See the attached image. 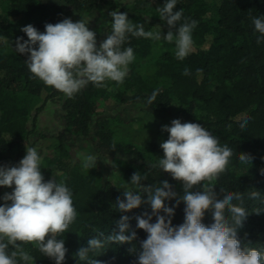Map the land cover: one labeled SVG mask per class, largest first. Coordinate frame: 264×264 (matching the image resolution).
<instances>
[{"label": "trees", "instance_id": "trees-1", "mask_svg": "<svg viewBox=\"0 0 264 264\" xmlns=\"http://www.w3.org/2000/svg\"><path fill=\"white\" fill-rule=\"evenodd\" d=\"M163 3L164 0H133L124 5L118 0H0V165L20 161L25 149L33 145L31 139L45 138L38 131L37 118L49 102L59 100L64 134L54 137L41 172L45 181L56 174L54 177L73 192L78 215L61 237L68 249L64 264H82L78 251L100 232L107 235L116 229L121 215L132 217L130 230L137 233L136 240L132 244H110L97 252L95 259L99 264H134L136 253L130 248L135 245L139 251L140 242L147 237L146 232L136 228L134 217L146 210L151 212L147 205L128 213L117 212L115 201L123 199V188L106 177L98 165L86 170L74 163V144L86 141L93 153L108 162L120 184L127 183L138 171L147 177L141 181L143 185L155 186L167 180L180 196L182 183L151 167L156 157L163 156L160 144L168 138L162 126H170L176 118L200 123L222 143L233 147L226 170L212 181L213 190L217 195L222 190L243 193L249 214L238 239L242 246L264 248V213L256 214L258 207H264V39L257 40L259 33L251 20L256 13L264 15V0H180L174 10L182 8L184 18L197 21L194 49L186 59H176L174 43L129 36L125 47H133L136 58L124 82L108 81L104 87L90 84L73 98L34 77L25 62L27 54L15 51L16 38L27 39L21 31L23 26L31 24L43 32L45 24L64 18H92L101 4L107 8L101 38L106 39L111 32L109 13L114 10L127 12L128 18L133 23H143L146 31L160 28L163 36L174 31L156 12ZM186 67L191 73L187 76L183 75ZM154 90L159 94L148 103ZM111 107L151 115L153 127L134 129L119 116L105 115V108ZM242 112L251 116L243 128L236 122ZM238 153L249 155L250 164L242 163ZM253 191L262 197L250 198ZM175 202L167 203L171 206ZM183 209L181 202L175 209L173 225L183 222ZM200 219L207 223L210 210L205 209ZM24 247L34 256V264H55L33 244L26 243Z\"/></svg>", "mask_w": 264, "mask_h": 264}, {"label": "clouds", "instance_id": "clouds-1", "mask_svg": "<svg viewBox=\"0 0 264 264\" xmlns=\"http://www.w3.org/2000/svg\"><path fill=\"white\" fill-rule=\"evenodd\" d=\"M180 0H164L156 8L158 17L169 29L162 36L159 31H146L143 23H133L127 12L112 11L111 32L99 46L96 33L82 19L70 18L52 24L47 23L41 32L33 25L23 26L26 35L16 38L15 51L27 54L25 61L34 77L53 87L67 98L87 88L90 84L104 87L106 82L123 83L135 61L134 49L125 47L129 36L162 40L175 45V57L183 61L194 49L193 31L196 20L184 18L183 9H176ZM258 30L257 40L264 39V15L251 17ZM159 27V26H158ZM200 71V70H198ZM186 67L183 75H190ZM159 90H154L148 103L156 100ZM251 119L248 112L236 117L243 128ZM168 133L160 144L163 157L151 165L171 175L182 183L183 194L173 190L167 181L157 185H143L147 179L138 171L127 183L121 184L123 199L117 198L115 210L128 213L144 205L150 207L134 217L136 228L147 233L140 242L134 264H264V248L242 246L238 232L249 212L244 206V195L238 191L222 190L217 195L212 181L226 170L234 154L233 147L222 143L217 135L200 123L181 122L173 119L170 126H162ZM239 160L250 164L251 157L238 153ZM100 158L95 153L83 152L78 156L82 168L97 166ZM42 157L37 147L25 149L23 158L13 166L0 165V187L11 188L0 196V264H34L35 258L24 247L31 243L55 264H64L68 249L62 237L77 218L73 192L64 181L54 176L45 181L41 172ZM135 190V191H134ZM146 194V198H145ZM250 198H261L253 191ZM175 200L171 206L167 202ZM184 204L183 222L173 225L172 219L179 204ZM205 209L210 210L207 223L200 218ZM163 213L161 215L160 213ZM264 213L258 207L256 214ZM155 217V222L153 221ZM128 215H121L116 229L111 233L100 232L87 241L76 254L82 264H99L96 253L110 244H132L137 233L130 230ZM130 233V234H126ZM58 237H60L58 239Z\"/></svg>", "mask_w": 264, "mask_h": 264}, {"label": "rangeland", "instance_id": "rangeland-1", "mask_svg": "<svg viewBox=\"0 0 264 264\" xmlns=\"http://www.w3.org/2000/svg\"><path fill=\"white\" fill-rule=\"evenodd\" d=\"M120 4H130L133 0H118ZM83 21L87 22V26L90 30L94 31L96 33V40H97V46L104 40L101 38V36L104 34L105 27H106V21H107V8L101 4L98 7L97 13L92 18H81ZM78 17H72L73 22H77L81 20ZM105 115L107 116H119L123 121L127 123H131L134 129L137 127L145 128L146 130H150L151 127H153V121L152 116L148 115L146 113H142L138 111L137 109H132L130 111L122 109V107H111V108H105ZM62 110H61V103L59 100H55L53 102H49L44 109V111L38 116V124L37 128L38 131L42 134H44L45 138L42 140L36 141L37 138L31 139L33 142L34 147H37L41 157L42 162L44 157L46 156L47 149L51 146H53L55 139V136H60L64 134V122L62 119ZM140 119L142 121H140ZM73 151L71 152L73 156L74 163H79L78 156L80 153L83 152H91V148L89 144L86 141L78 142L74 144ZM163 156H158V158H162ZM18 161H12L10 166H13L17 164ZM97 165L99 166L100 170L104 173L106 177L111 179L115 185H121L119 183L118 178L116 175L112 172L110 165L105 159H102L101 157L97 160ZM82 168V167H81ZM84 169V168H82ZM56 175V174H54ZM53 175V176H54ZM56 178V176H55ZM11 188H5L0 187V196H2L5 192H11ZM0 203H3V201H0Z\"/></svg>", "mask_w": 264, "mask_h": 264}]
</instances>
